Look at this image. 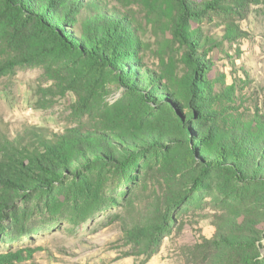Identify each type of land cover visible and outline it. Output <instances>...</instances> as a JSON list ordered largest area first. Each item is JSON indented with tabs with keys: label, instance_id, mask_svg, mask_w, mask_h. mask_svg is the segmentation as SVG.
I'll return each instance as SVG.
<instances>
[{
	"label": "rangeland",
	"instance_id": "374dc122",
	"mask_svg": "<svg viewBox=\"0 0 264 264\" xmlns=\"http://www.w3.org/2000/svg\"><path fill=\"white\" fill-rule=\"evenodd\" d=\"M94 2L132 35L128 57L95 66L0 25V150L95 136L52 191L18 198V218L0 225V264H264V0L195 16L179 0ZM64 28L89 41L79 24ZM198 57L203 96L190 89ZM220 143L240 163L204 169Z\"/></svg>",
	"mask_w": 264,
	"mask_h": 264
},
{
	"label": "trees",
	"instance_id": "16d2710c",
	"mask_svg": "<svg viewBox=\"0 0 264 264\" xmlns=\"http://www.w3.org/2000/svg\"><path fill=\"white\" fill-rule=\"evenodd\" d=\"M244 1L240 0L238 3L243 4ZM179 3L185 14L195 16L204 13L209 6L216 8L221 5L223 9H234L231 3H236V0H209L200 4L202 8L194 6V3L189 4L187 0H179ZM99 10L101 8L94 0H0V25L13 28L17 41L31 40L35 43L42 35H48L60 45L61 51L77 49L82 54L86 53L95 66L107 65L112 60L130 55L132 35L125 32L121 21L106 22L99 19ZM75 24H79L84 29L83 33L89 37L83 47L74 43L75 39L64 28ZM28 25L32 27V32L26 31ZM198 49L194 50L198 52ZM197 62L198 66H195L191 75L190 89L203 96L206 94L205 88L210 89L207 75L209 65L200 57ZM122 82L125 86L132 87L124 78ZM92 133L94 132L73 129L68 134H57L50 138L42 136L39 143L41 149L27 156L13 143L11 147L5 146L0 150V225L8 218H18L17 201L24 192L29 197L38 192L52 191L71 173L72 163L79 161L74 158V151L84 144L94 145L95 136ZM233 143L236 145V140ZM233 152L237 153L230 154L225 145L220 143L212 160L202 162L204 169L223 166L222 160L226 157L238 165L241 158L236 146L233 147ZM134 157L135 155L126 158L131 162ZM25 159H28L27 162ZM233 173L240 181H246L239 168ZM149 236L151 243H159L156 233H149Z\"/></svg>",
	"mask_w": 264,
	"mask_h": 264
}]
</instances>
